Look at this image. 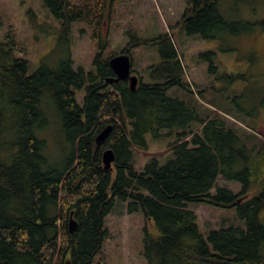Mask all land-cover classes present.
<instances>
[{"label":"trees","instance_id":"1","mask_svg":"<svg viewBox=\"0 0 264 264\" xmlns=\"http://www.w3.org/2000/svg\"><path fill=\"white\" fill-rule=\"evenodd\" d=\"M117 1L44 0L67 37L76 22L95 29L100 47L92 70L74 67L67 49L55 66L41 64L30 74L26 57L16 55L26 52L14 37L7 34L0 42V264H106L95 255L117 200L128 213L141 211L155 224L158 234L145 228L146 264H264V134L230 122L226 116L239 117L235 110L216 116L208 111L204 117L198 112L178 37L175 42L168 32L141 37L131 31V44L155 48L158 59L145 71L148 81L137 72L135 90L127 80L109 83L115 73L112 54L104 56L101 29L111 22ZM184 1L179 37L233 45L232 37L262 55L264 42L259 45L251 35L256 23L237 12L245 0L231 5L234 17L222 13L220 0ZM42 25L56 35L51 24ZM173 88L186 98L172 95ZM51 105L69 145L61 166L51 162L47 139L38 131L48 124ZM196 121L203 123L199 130ZM109 124L111 134L98 146L96 137ZM176 129L174 157L164 164L154 157L137 170L135 149H147V135ZM106 147L115 153L110 169L103 163ZM222 179L240 189L221 185ZM203 202L235 207L246 226H220L206 234L190 207ZM71 213L77 220L73 233Z\"/></svg>","mask_w":264,"mask_h":264},{"label":"rangeland","instance_id":"2","mask_svg":"<svg viewBox=\"0 0 264 264\" xmlns=\"http://www.w3.org/2000/svg\"><path fill=\"white\" fill-rule=\"evenodd\" d=\"M235 1L220 0L222 13L226 10L227 15L234 17L231 5ZM185 7L184 0H118L111 22L107 21L101 29V37L107 40L104 56L110 53L113 57L129 48L127 54L131 52L133 68L136 70L134 73L144 75L145 81H148L145 71L157 61V53L153 47L133 46L130 32L135 31L141 37H154L168 32L175 42L178 39L180 43L176 45L184 64L185 80L192 90L189 96L197 99L198 112L204 117L208 111L216 116L235 110L239 117L226 116L230 122H234L237 127L264 134V107L259 106L261 102L264 103V50L262 55L254 50L249 51L245 49L247 47H242V41H235L232 37L230 40L233 45L219 39H202L197 35L179 37L178 24ZM237 12L244 19L256 23L251 35L257 37L261 45L264 42V0H245ZM43 23L55 27L53 31L56 35L47 34ZM95 32L92 26L76 22L71 35L67 37L66 32H62L60 22L43 5L42 0H0V42L4 41L7 34L14 37L26 52L25 55L16 52V55L26 57L30 74L41 64L55 66L59 59L66 57L67 49L73 56L74 67L83 66L92 70L100 47ZM228 47L234 49L228 51ZM259 69H262L261 73ZM169 92L181 98L187 95L179 88ZM83 95L78 92L80 102L83 101ZM55 110L52 105L49 107L48 124L38 131L41 137L47 139V153L51 162L61 166L69 155V145L61 118ZM193 127L199 130L203 123L196 121ZM178 131L176 129L170 133L164 130L160 137L148 134L147 149H135L136 169H143L154 157L161 164L174 157L170 144L176 140ZM220 184L235 191L240 189V185L235 182L222 179ZM190 207L196 211L201 230L206 234L210 229L220 226H246L235 207L223 208L208 202L192 203ZM146 226L149 231L158 234L155 224L146 219L143 212L128 213L125 203L117 200L114 210L105 218L108 235L102 242L101 252L95 258L104 256L106 264H146L143 252Z\"/></svg>","mask_w":264,"mask_h":264},{"label":"water","instance_id":"3","mask_svg":"<svg viewBox=\"0 0 264 264\" xmlns=\"http://www.w3.org/2000/svg\"><path fill=\"white\" fill-rule=\"evenodd\" d=\"M110 66L115 73V77L108 78L109 83L118 82L120 80H127L132 90H135L139 83V77L137 74L132 72V61L131 56L127 53H120L111 57ZM113 129L112 124L107 125L103 128L96 137V143L98 146L104 142ZM115 161V153L112 148H108L103 152V163L106 169H110L113 162ZM77 227V220L74 218L73 213L69 219V230L71 233L75 231ZM66 264H71L67 261Z\"/></svg>","mask_w":264,"mask_h":264},{"label":"flooded vegetation","instance_id":"4","mask_svg":"<svg viewBox=\"0 0 264 264\" xmlns=\"http://www.w3.org/2000/svg\"><path fill=\"white\" fill-rule=\"evenodd\" d=\"M42 1H43V5L45 6L44 0H42Z\"/></svg>","mask_w":264,"mask_h":264}]
</instances>
